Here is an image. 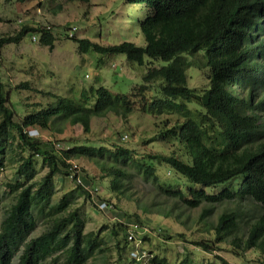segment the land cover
Wrapping results in <instances>:
<instances>
[{"label": "trees", "instance_id": "1", "mask_svg": "<svg viewBox=\"0 0 264 264\" xmlns=\"http://www.w3.org/2000/svg\"><path fill=\"white\" fill-rule=\"evenodd\" d=\"M17 1L25 3L27 0ZM47 1L56 3L59 0ZM65 1L90 3V0ZM125 1L145 5L151 10L141 23L145 47L129 42L104 47L75 35L67 38L79 45L81 54L125 55L132 64L148 65L144 83L131 95L113 94L101 87L96 92L91 91L92 98L87 91L81 99L57 97V102L48 108L17 122L16 110L8 106L10 94L0 77V178L6 168L7 150L29 153L27 158L22 156L17 181L9 186L15 194V202L0 225V264H14L16 259L17 264L49 261L52 264H87L95 257L101 238L94 233L86 234L80 211L68 212V209L79 197H84L95 206L96 199L111 203L117 211L113 201L103 199L100 194L93 199L91 194L77 187L58 203L53 202L54 178H70V162L83 158L98 161L103 179H110L109 191L116 195V200L128 193L133 176L127 169L135 168L164 196L181 202L186 208L197 209L205 204L201 223L213 215L216 206L237 202L240 205L237 210L222 214L217 224L206 222L204 232H214L215 241L202 239L195 242V246L211 253L219 250L217 244L234 237L233 244L240 249L235 251L236 256L242 257L253 250L263 256L260 264H264V214L250 215L246 220L247 237L246 232L245 239L237 236L246 213L241 210V204L250 202L264 210V0ZM62 9L63 5L58 4L57 11ZM30 33L51 52L55 50L57 38L52 27L29 26L13 36H0V48L18 44ZM153 62L165 65L155 67ZM192 69L208 71L207 88H191L188 72ZM28 88L24 83L17 89ZM134 100L141 101L144 113L169 114L176 118L172 128L160 133L159 141L177 143L178 156L161 153L141 158L123 146L109 149L77 145L60 150L52 143L29 136V129L47 130L61 123L81 126L89 133L93 119L106 118L110 114L127 120L135 112ZM62 132L58 129V133ZM35 157L49 169L48 175L40 181L35 180ZM158 166L162 170L169 167V173L181 177L184 188L180 184L179 188L162 184ZM218 187L224 189L207 193L208 189ZM154 204L143 208L145 214L156 213L168 219L181 209L177 202L169 211ZM182 215L183 212L176 219ZM125 216L128 222H115L109 230L119 253L116 264H140L131 257L135 243L128 239L134 226L144 229L145 234L138 238L142 250L152 256L150 264H170L167 258L155 255L147 245L155 231L147 230L153 225H144L136 214ZM40 220L45 221L47 228L31 239ZM154 227L158 229L159 226ZM219 260L229 264L222 258ZM177 264L193 263L186 259Z\"/></svg>", "mask_w": 264, "mask_h": 264}, {"label": "rangeland", "instance_id": "2", "mask_svg": "<svg viewBox=\"0 0 264 264\" xmlns=\"http://www.w3.org/2000/svg\"><path fill=\"white\" fill-rule=\"evenodd\" d=\"M58 4L63 5L62 11H57ZM150 13L151 10L147 6L128 4L125 0H90V3H68L65 0L56 3L47 0H27L20 3L17 0H3L0 5V36H13L23 27L29 26L52 27L57 38L53 52L39 41L33 42L34 34L31 33L18 44H8L0 48L1 82L6 92L10 94L8 106L16 110L15 120L20 122L23 117L48 108L57 102V97L81 99L82 94L87 91L88 97L92 98L91 91L96 92L101 87L113 94L131 95L136 87L144 83L143 78L148 72V65L140 67L132 64L125 55L106 56L94 52L81 54L79 45L67 37L75 28L76 38L87 39L104 47L124 42L145 47L141 23ZM153 63L155 67H158V64L165 65L163 62ZM188 74L191 88L203 90L208 87V71L192 69ZM24 83H27L29 88L18 90L17 88ZM147 97L151 98L150 95ZM93 100L95 101L94 97ZM134 101L135 112L127 120L111 114L106 118H95L91 121L89 133H85L81 126L61 123L51 129L40 130L37 139L52 143L60 150L77 145L105 146L109 149L123 146L141 158L161 153L178 156L177 143L159 141L160 133L172 128L176 118L169 114L144 113L141 101ZM147 103H150L149 99ZM58 129H62L63 132L58 133ZM124 137L127 139L124 140ZM22 156L27 158L29 153L22 154L19 149L15 152L7 150L4 156L6 168L0 178V225L15 202V194L11 193L9 186L17 181L18 170L23 163ZM34 160L37 171L35 180L40 181L48 175L49 169L40 158L35 157ZM74 163L81 168V174L87 182L92 183L93 180V184L99 187L102 198L111 199L117 207L115 212H101L84 197H79L69 207L68 212L79 210L82 214L86 234L94 233L101 238L98 253L87 264H116L119 253L116 249V240L111 237L109 230L115 222H125V214L130 216L136 214L144 225L147 226L148 223L153 225L148 231L155 230L152 231L155 237L153 236L147 245L155 255L167 258L170 264H177L186 259L193 264H223L219 258L229 264H260L263 260V256L253 250L246 252L242 257L236 256L235 251L240 249L233 244L234 237L228 238L225 243L217 244L219 250H213L211 253L195 246L198 240L215 241L214 232L210 234L204 232L206 222L217 224L222 214L237 210L240 206L237 202H226L216 206L213 215L201 223L199 220L203 209L206 208L205 204L197 209L186 208L181 202L164 196L151 181L138 174L135 168L127 169L133 176L128 193L116 200V195L109 191L110 179H103L104 175L98 161L83 158L75 160ZM161 168L158 166L162 184L174 185L177 188L180 184V187L184 188V180L181 177L174 172L169 173V167L165 170ZM54 182L56 190L54 203H58L64 195L77 189L74 180L68 177H55ZM221 189L224 188L208 189L207 193L213 194ZM174 202L181 204L182 210L178 209L168 219L156 213L145 214L143 209L150 208L155 203L154 206L169 211ZM241 210L249 212L247 215L245 213L241 221V230L237 234L238 237L244 238L248 217L264 214V210L250 202L241 204ZM181 212L183 215L177 220L176 217ZM154 225L159 226L158 229ZM46 228L45 221L40 220L31 239L41 235ZM159 228L163 231L160 232ZM247 234L246 232V237ZM17 263L18 259L14 261V264Z\"/></svg>", "mask_w": 264, "mask_h": 264}, {"label": "built area", "instance_id": "3", "mask_svg": "<svg viewBox=\"0 0 264 264\" xmlns=\"http://www.w3.org/2000/svg\"><path fill=\"white\" fill-rule=\"evenodd\" d=\"M74 31L76 29L74 28L72 32H70V37L74 36ZM33 42H37L38 39L36 36L32 37ZM72 164V167L70 168V178L74 180L77 187L83 188L86 192L91 194L93 199H96L98 194H100L99 187H96L93 183L87 182L84 179V176L81 174V168L76 165L73 161L70 162ZM96 206L101 212H113L115 211V206L111 203H108L103 200H97L96 199ZM146 230V229H145ZM148 231V230H147ZM145 234L144 229L138 228L137 226H134L131 228L128 239L130 241H134V250L132 252L131 257L136 260L140 264H150L152 262V256L147 253L146 251H143L141 248V241L138 238V236H143Z\"/></svg>", "mask_w": 264, "mask_h": 264}, {"label": "clouds", "instance_id": "4", "mask_svg": "<svg viewBox=\"0 0 264 264\" xmlns=\"http://www.w3.org/2000/svg\"><path fill=\"white\" fill-rule=\"evenodd\" d=\"M29 136L32 137V138H37V136L39 135V129H29Z\"/></svg>", "mask_w": 264, "mask_h": 264}]
</instances>
